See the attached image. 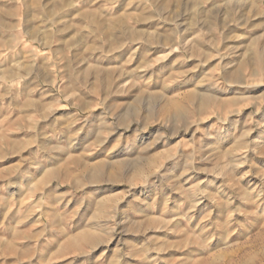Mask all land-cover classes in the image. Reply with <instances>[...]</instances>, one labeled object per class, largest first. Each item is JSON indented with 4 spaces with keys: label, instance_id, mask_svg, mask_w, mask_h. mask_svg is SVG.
Masks as SVG:
<instances>
[{
    "label": "rangeland",
    "instance_id": "obj_1",
    "mask_svg": "<svg viewBox=\"0 0 264 264\" xmlns=\"http://www.w3.org/2000/svg\"><path fill=\"white\" fill-rule=\"evenodd\" d=\"M0 264H264V0H0Z\"/></svg>",
    "mask_w": 264,
    "mask_h": 264
}]
</instances>
